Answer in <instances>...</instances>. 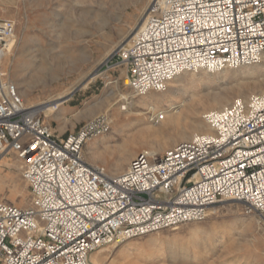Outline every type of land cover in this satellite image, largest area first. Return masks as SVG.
<instances>
[{
    "label": "built area",
    "instance_id": "2783aa9c",
    "mask_svg": "<svg viewBox=\"0 0 264 264\" xmlns=\"http://www.w3.org/2000/svg\"><path fill=\"white\" fill-rule=\"evenodd\" d=\"M14 34L15 22L0 17V159L22 162L30 203L0 200V264H90L103 246L202 220L225 201L264 220V93L203 113L205 132L161 154L137 153L112 174L83 156L110 129L109 116L55 135L3 71ZM263 52L264 0H153L102 66L123 67L141 96L184 72L255 65Z\"/></svg>",
    "mask_w": 264,
    "mask_h": 264
},
{
    "label": "rangeland",
    "instance_id": "374dc122",
    "mask_svg": "<svg viewBox=\"0 0 264 264\" xmlns=\"http://www.w3.org/2000/svg\"><path fill=\"white\" fill-rule=\"evenodd\" d=\"M152 2L0 0V17L15 22L14 45L6 58L9 68L3 71L24 89L22 98L27 105L43 110L44 121L55 135L64 137L85 121L106 113L111 120L110 129L87 141L83 156L89 164L102 165L112 174L124 171L137 153L150 152L152 144L149 138L139 137L141 126L134 122L133 114L116 117L125 102L119 100L120 96L135 95L125 85V69L104 71L102 65L118 46L129 42ZM24 45L34 51L27 53ZM33 54L38 55L34 60ZM33 64L37 69L28 71ZM180 77L181 86L179 90L172 89L176 92L170 91L172 97H202L208 92H220L227 96L228 105L235 98L257 94L254 86L243 92L237 86L249 79L264 78V64L254 68L226 69L223 74L186 72ZM140 98L136 95L133 101ZM45 104L58 106L52 112L42 108ZM136 109L132 107L131 111ZM209 110L212 109L207 104L198 108L200 113L193 116L198 121V131H191L186 126L189 137L206 131L202 114ZM178 133L179 130L170 131L167 135L170 142L157 154L182 142ZM111 135L116 136L114 143L91 148L99 138ZM122 144L127 148L128 162L122 169L113 170V160ZM12 160L18 164V169L12 164L0 165V195L14 197L11 204L26 207L30 203L29 187L21 175L22 163L16 157ZM129 242L132 248L123 251V246ZM98 255L100 260L94 264H264V220L254 212L245 213L239 202L225 201L213 207L202 220L103 246L91 254L90 264Z\"/></svg>",
    "mask_w": 264,
    "mask_h": 264
},
{
    "label": "bare ground",
    "instance_id": "6f19581e",
    "mask_svg": "<svg viewBox=\"0 0 264 264\" xmlns=\"http://www.w3.org/2000/svg\"><path fill=\"white\" fill-rule=\"evenodd\" d=\"M34 39H35V37H34ZM35 42H37V41H35ZM39 42H42V39L38 40V43ZM39 44H38V46H39ZM28 45L27 46L24 45L25 46L24 50L26 52L30 51V50L34 51ZM31 45H32V43H31ZM40 48H41V46H40ZM11 49L6 54L5 58L2 60V68L3 69L9 68V65L6 66V58H8V56L10 55L9 53H10ZM21 50H22V48H21ZM22 55H24V54H22ZM36 56H38V55H34V54L32 55L33 60L35 59ZM12 60H13V58H12ZM263 64H264V52L262 54V58H261V61L259 63L255 64V65H251V66H246L245 68H254L256 66L258 67L259 65H263ZM35 69H37V66L35 64H33V65H31V67H29L28 71L32 72ZM200 72H206V71H200ZM225 72H226V69H222V70H220L216 73H213V74H223ZM183 74H186V72L181 73L180 75L174 77L169 82V84L167 85L166 90L160 91L158 93H151V92L145 93L144 95H141V98L136 102L133 101V98L136 95H133L131 97H126V96L121 95L119 98V100H121V99L125 100L126 106L124 109H122L121 106L119 107V111L116 113V115H117L116 117H119L118 116L119 114H124V115L133 114L134 115V117H135L134 122H136L137 124H140V126H141V129L139 131V137L143 138V139L149 138V141L152 144L150 146V149H151L150 153H157V151H159L160 149L165 148L167 146L168 142H170L169 137L167 135H169L168 133L172 130H177V131L179 130V133H178L179 138L183 139V141L190 139L191 137L188 136L189 132L186 131L187 128H185V127L188 126L191 129V131L198 129V127H199L198 121H196L193 117L194 115H197L198 113H200L198 111V108H204V106L207 104L208 107H210V109L217 110V109L225 107L228 103L227 102V96L220 93V92H208V93L204 94V96H202V97H200V96H198V97H193V96L172 97L170 91L176 92V90H174V91L172 90L173 88H177V90H179V87L181 86V82H182L180 76H182ZM191 74H194V73H191ZM207 74L211 75V73H209V72H207ZM25 81H27V80H25ZM12 82L17 86L20 95L25 96L24 89L22 87H20L16 81L13 80ZM263 84H264V78H262L260 80L249 79V80L244 81L242 83V85H240V86L238 85L237 88L239 91L243 92L244 90L251 89V87L254 86L257 88V89L255 88L256 93L260 94V93H264V87L261 88V85H263ZM21 85H24V84H21ZM104 104H105V102H104ZM57 106L58 105L50 107V106H48V104H45L42 106V108H44L45 110H52V112H53L54 110H56ZM132 107H136L137 109L135 111H131ZM121 132L122 131H120V133ZM128 139H130V138H128ZM115 141H116L115 135L103 136V137L99 138L98 140H96L94 143H92L91 148H98L99 146H103V145H106L108 143H114ZM147 142H148V139H147ZM120 146L121 147L119 148L118 152L116 153V156H115L113 163H112V169L113 170L122 169L124 167V165L128 162V159H129V157H128L129 154L127 152V148H125L123 146V144ZM131 248H132L131 243L130 242L126 243L123 246V251L127 252ZM99 257L100 256L98 255V256H95L94 259L92 258L91 263L92 264L98 263L100 260Z\"/></svg>",
    "mask_w": 264,
    "mask_h": 264
},
{
    "label": "crops",
    "instance_id": "0c3cea01",
    "mask_svg": "<svg viewBox=\"0 0 264 264\" xmlns=\"http://www.w3.org/2000/svg\"><path fill=\"white\" fill-rule=\"evenodd\" d=\"M12 157H16L15 154H13V153H9V154L4 155V156L0 159V165H1V163L12 164V165L16 166L17 169H18V166H17L18 164H15V162L12 160ZM16 159H17V158H16ZM17 161H18L19 163H22V162H21L20 160H18V159H17ZM20 169H22V165H21ZM6 182H7V181H6ZM3 198H4V199H3ZM29 199H30V193H29ZM0 200L5 201V202H8V203H11V202H14V201H13V200H14V197L7 198V197H3V196L0 195Z\"/></svg>",
    "mask_w": 264,
    "mask_h": 264
}]
</instances>
